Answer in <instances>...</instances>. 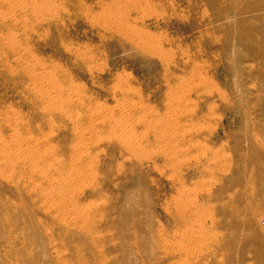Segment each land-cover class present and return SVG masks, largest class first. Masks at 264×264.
<instances>
[{"label":"rangeland","instance_id":"obj_1","mask_svg":"<svg viewBox=\"0 0 264 264\" xmlns=\"http://www.w3.org/2000/svg\"><path fill=\"white\" fill-rule=\"evenodd\" d=\"M0 264H264V0H0Z\"/></svg>","mask_w":264,"mask_h":264},{"label":"bare ground","instance_id":"obj_2","mask_svg":"<svg viewBox=\"0 0 264 264\" xmlns=\"http://www.w3.org/2000/svg\"><path fill=\"white\" fill-rule=\"evenodd\" d=\"M143 40V39H142ZM36 78V77H35ZM204 83V82H203ZM197 84V83H196ZM64 90V89H63ZM50 94V93H49ZM61 99V98H60ZM181 99V98H180ZM51 103V102H50ZM180 104V103H179ZM123 106V105H122ZM178 106V105H177ZM188 107V106H187ZM184 109H186V108H184ZM184 111V110H183ZM175 112V111H174ZM95 113V112H94ZM180 114V113H179ZM182 114V113H181ZM97 115V114H96ZM177 116V115H176ZM177 118V117H176ZM149 121V120H148ZM153 126V125H152ZM118 127V126H117ZM149 127H150V125H149ZM155 128V127H154ZM161 130V129H160ZM163 130V129H162ZM80 136V135H79ZM34 142V141H33ZM130 143V142H129ZM35 145V144H34ZM161 145V144H160ZM169 147V146H168ZM32 148V147H31ZM79 148V147H78ZM166 148V147H165ZM85 156V155H84ZM80 160V159H79ZM76 161H77V159H76ZM81 161V160H80ZM4 171V170H3ZM46 174V173H45ZM79 177V176H78ZM63 187V186H62ZM70 202V201H69ZM54 206V205H53ZM65 208V207H64ZM69 212V211H68ZM64 216V215H63Z\"/></svg>","mask_w":264,"mask_h":264}]
</instances>
